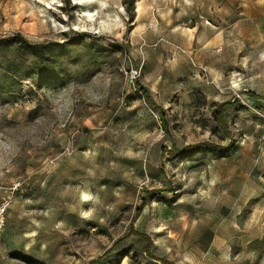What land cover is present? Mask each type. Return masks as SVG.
Listing matches in <instances>:
<instances>
[{
  "label": "rangeland",
  "instance_id": "obj_1",
  "mask_svg": "<svg viewBox=\"0 0 264 264\" xmlns=\"http://www.w3.org/2000/svg\"><path fill=\"white\" fill-rule=\"evenodd\" d=\"M13 35L0 264H264V0H0Z\"/></svg>",
  "mask_w": 264,
  "mask_h": 264
},
{
  "label": "trees",
  "instance_id": "obj_2",
  "mask_svg": "<svg viewBox=\"0 0 264 264\" xmlns=\"http://www.w3.org/2000/svg\"><path fill=\"white\" fill-rule=\"evenodd\" d=\"M16 36H9V37H6V38H1L0 41L2 42H5V43H9L11 41H13L15 39ZM26 45L30 48H33L35 47L34 44L32 43H26ZM234 105V102H230V101H224V102H221L217 105L216 108H214L213 110V115H214V118L215 120H217V122L219 123V125H221L222 127L224 128H227V116H226V113H225V108L226 107H230ZM208 144L206 143H201V144H196V145H191V146H187L183 149H177L176 148L172 151V154L174 153H180L181 151H190V150H193L195 148H200V147H206ZM143 235L144 237H146V239L148 240L147 244L150 243L149 242V239H148V236H146L145 234H141ZM148 246H146V250L148 249L147 248ZM148 252V250H147ZM149 253V252H148ZM151 256V254H149ZM162 264H172L171 262H169L166 258L164 257H159L157 258Z\"/></svg>",
  "mask_w": 264,
  "mask_h": 264
},
{
  "label": "built area",
  "instance_id": "obj_3",
  "mask_svg": "<svg viewBox=\"0 0 264 264\" xmlns=\"http://www.w3.org/2000/svg\"><path fill=\"white\" fill-rule=\"evenodd\" d=\"M129 76L131 79H135L138 76L137 70H130ZM238 97H239V94H235V98H238ZM4 206H5L4 204H2L0 206V215H2V211L4 210ZM2 223H3V220H2V218H0V228L2 226Z\"/></svg>",
  "mask_w": 264,
  "mask_h": 264
},
{
  "label": "bare ground",
  "instance_id": "obj_4",
  "mask_svg": "<svg viewBox=\"0 0 264 264\" xmlns=\"http://www.w3.org/2000/svg\"><path fill=\"white\" fill-rule=\"evenodd\" d=\"M83 194H84V196H86V193L85 192Z\"/></svg>",
  "mask_w": 264,
  "mask_h": 264
}]
</instances>
